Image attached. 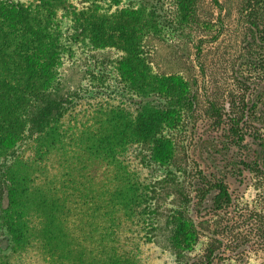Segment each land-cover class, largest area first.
<instances>
[{"label": "trees", "instance_id": "obj_1", "mask_svg": "<svg viewBox=\"0 0 264 264\" xmlns=\"http://www.w3.org/2000/svg\"><path fill=\"white\" fill-rule=\"evenodd\" d=\"M199 1L155 0L109 15L67 0H0V264L30 255L43 264H141L137 226L146 224V200L124 157L143 148L144 160L172 165L170 132L197 107L186 78L156 72L146 46L194 24ZM238 24L241 68L257 76L264 97V0H242ZM74 43L122 54L112 68L131 93L134 117L120 108L73 107L82 95L64 92L61 70ZM224 110L213 104L210 113L223 118ZM206 185L197 188L200 201L211 191ZM212 190L216 208L232 201L224 182ZM168 224L173 249L196 247L186 208L173 209Z\"/></svg>", "mask_w": 264, "mask_h": 264}, {"label": "rangeland", "instance_id": "obj_2", "mask_svg": "<svg viewBox=\"0 0 264 264\" xmlns=\"http://www.w3.org/2000/svg\"><path fill=\"white\" fill-rule=\"evenodd\" d=\"M67 1L77 9L112 15L155 0ZM241 1L200 0L195 23L182 34L167 32L147 42L155 71L184 76L196 92L197 107L170 132L175 144L172 165L144 160L143 148H131L124 157L146 200V224L137 226L141 264H264V97L257 76L241 68ZM60 19L70 38L69 17L63 12ZM71 47L61 78L64 92L82 95L73 107L120 108L134 117L131 93L118 83L112 68L122 54L83 43ZM213 104L225 109L223 118L211 115ZM201 181L207 183L204 189H211L202 201L197 192ZM218 182H224L232 199L220 209L214 204L218 192L212 190ZM177 207L186 208L198 229L199 241L192 251H177L169 244L168 218ZM19 264L43 263L30 255Z\"/></svg>", "mask_w": 264, "mask_h": 264}]
</instances>
